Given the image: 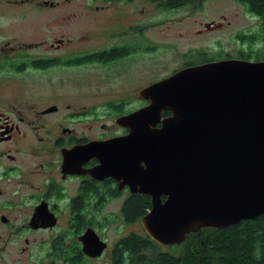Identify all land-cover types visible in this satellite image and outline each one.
I'll return each mask as SVG.
<instances>
[{
    "label": "flooded vegetation",
    "instance_id": "flooded-vegetation-1",
    "mask_svg": "<svg viewBox=\"0 0 264 264\" xmlns=\"http://www.w3.org/2000/svg\"><path fill=\"white\" fill-rule=\"evenodd\" d=\"M103 1L107 6L102 4L99 8L102 2L94 0L84 7L105 11L111 7L109 4L123 6L138 1L148 6L152 4L156 10H167L166 0ZM243 5L259 23L260 17ZM85 10L79 14L83 15ZM145 10V7L136 13L117 10L109 20L110 26L101 24L102 27L83 31L76 37L65 34L52 41L9 47L6 41L0 42V49H6L0 53V81L5 82L1 86L11 84L9 88L16 89L14 94L0 98V264H20L24 256L31 259L39 255L37 251L42 252L37 257L48 259L49 264H82L87 259L100 258L110 247L97 229L102 225V208L119 201L121 217L134 224L141 222L142 217L127 220L125 204L135 195L144 201L151 196L134 191L128 183H123V178H101L94 174L101 159L93 153L79 154L82 146L128 135L130 128L119 119L151 103L149 98L141 96V91L151 84L204 63L246 59L245 51L235 56L219 55V58L217 55L205 57L203 52L199 54L200 59H191L167 76L152 82L144 79L139 60L158 46L148 35L152 23L144 17ZM224 26L223 22L216 21L206 24L208 29ZM74 42H78L76 47H72ZM42 46L47 51L37 53ZM86 65L92 67L90 72L85 71ZM58 70H70L83 82L96 76L108 89L122 86L123 93L114 98L107 96L101 103L72 100L62 111L60 103L53 101L55 98L38 105L39 101L35 103L32 95H25L24 90L17 87L22 86L23 81L28 85L26 80L44 75L56 78ZM59 85L52 82L50 89L54 91ZM172 115L170 110L162 111V119ZM102 119L108 122L98 126ZM97 128L106 129L107 133ZM85 219L89 224L77 231L75 227ZM89 228L107 242V248L99 257L89 256L83 250L80 236ZM72 243L83 253L81 259L74 258L73 262L70 261L73 255L69 253Z\"/></svg>",
    "mask_w": 264,
    "mask_h": 264
},
{
    "label": "water",
    "instance_id": "water-1",
    "mask_svg": "<svg viewBox=\"0 0 264 264\" xmlns=\"http://www.w3.org/2000/svg\"><path fill=\"white\" fill-rule=\"evenodd\" d=\"M141 96L151 103L119 119L128 135L82 146L79 154L101 159L97 176L123 178L151 196L141 222L152 239L178 244L191 232L264 214V60L186 68ZM163 110L173 115L162 119ZM80 239L89 256L107 248L93 228Z\"/></svg>",
    "mask_w": 264,
    "mask_h": 264
},
{
    "label": "rangeland",
    "instance_id": "rangeland-1",
    "mask_svg": "<svg viewBox=\"0 0 264 264\" xmlns=\"http://www.w3.org/2000/svg\"><path fill=\"white\" fill-rule=\"evenodd\" d=\"M45 2L49 3L47 7L41 6ZM90 2L94 0H0V42L6 41V46L9 47L32 45L44 40L52 41L54 37L65 34H73L76 37L83 31L102 27L101 24L110 26L109 20L117 10L136 13L145 7L144 17L152 23L148 35L151 42L158 46L150 53H144L139 63L143 66L142 78L151 82L171 74L175 68L187 64L191 59H200L199 54L203 52L206 54L205 57L217 55L216 58H219V55L235 56L243 54L242 51L246 54L259 48V44L253 46L247 38L242 39L241 34H251L259 23L247 13L245 6L238 0H202L201 3L163 11L156 10L152 4L148 6L138 1L123 6L109 4L111 7L105 11H97L88 9L91 8L88 6L84 7L85 3ZM99 2H102L98 5L99 8H102V4H107L103 0ZM84 9L85 12L80 15ZM68 14L70 17L67 18ZM212 21L223 22L225 26L208 29L206 24ZM77 45L78 42H74L72 47ZM4 50L0 49V53ZM43 51L47 50L42 46L37 53ZM90 70L92 67L86 65L85 71ZM99 70L104 72L102 69ZM56 74V78L44 75L42 78L26 80L28 85L23 81L24 84L17 87L24 90L25 95H32L34 98L31 100L36 101L35 103L39 101L38 105L42 102H51L50 99L55 98L53 101L60 103L62 111L72 100L80 103L93 101L101 103L107 96L114 98L123 93L122 86L114 85L112 89H108L96 76L83 82L82 78L79 81L78 75L75 77L70 70H58ZM52 82L60 84L54 91L50 89ZM3 83L0 81V98L14 94L16 91L14 86L12 91V88H9L11 84L1 86ZM106 122L108 119H102L97 124L99 126ZM99 129L97 128L98 131L107 133L106 129ZM119 209V201L107 203L102 208V225L97 226V229L100 235L107 239L110 247L100 258L87 259L82 264H111V250L115 242L131 232L144 230L140 221L134 224L125 222ZM37 252L39 255L42 253ZM39 255H34L31 259L24 256L20 264H49L48 259L37 257Z\"/></svg>",
    "mask_w": 264,
    "mask_h": 264
},
{
    "label": "trees",
    "instance_id": "trees-1",
    "mask_svg": "<svg viewBox=\"0 0 264 264\" xmlns=\"http://www.w3.org/2000/svg\"><path fill=\"white\" fill-rule=\"evenodd\" d=\"M166 1L165 7L174 9L202 0ZM238 1L260 17L258 27L251 34H242V39L247 38L253 46L259 44L258 50L246 53L245 58L264 60V0ZM77 206H81L79 201ZM151 206L150 197L145 201L139 195L131 197L124 206L126 219L133 221L143 217ZM79 222L75 227L77 231L89 224L87 219ZM69 253L73 255L71 262L74 258L81 259L83 254L75 243ZM111 264H264V214L221 229L203 228L191 232L182 243L169 246L159 244L145 230L131 232L116 241Z\"/></svg>",
    "mask_w": 264,
    "mask_h": 264
}]
</instances>
